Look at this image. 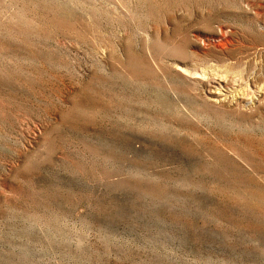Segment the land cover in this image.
Listing matches in <instances>:
<instances>
[{
  "label": "rangeland",
  "instance_id": "374dc122",
  "mask_svg": "<svg viewBox=\"0 0 264 264\" xmlns=\"http://www.w3.org/2000/svg\"><path fill=\"white\" fill-rule=\"evenodd\" d=\"M0 264H264V0H0Z\"/></svg>",
  "mask_w": 264,
  "mask_h": 264
},
{
  "label": "bare ground",
  "instance_id": "6f19581e",
  "mask_svg": "<svg viewBox=\"0 0 264 264\" xmlns=\"http://www.w3.org/2000/svg\"><path fill=\"white\" fill-rule=\"evenodd\" d=\"M133 70V69H132ZM215 92V91H214Z\"/></svg>",
  "mask_w": 264,
  "mask_h": 264
}]
</instances>
